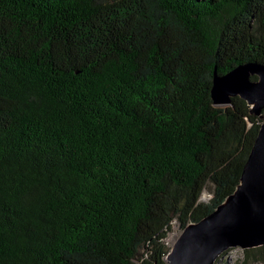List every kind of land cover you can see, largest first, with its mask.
Wrapping results in <instances>:
<instances>
[{
	"label": "trees",
	"instance_id": "1",
	"mask_svg": "<svg viewBox=\"0 0 264 264\" xmlns=\"http://www.w3.org/2000/svg\"><path fill=\"white\" fill-rule=\"evenodd\" d=\"M245 63L264 0H0V264H169L173 221L236 190L264 122L212 96Z\"/></svg>",
	"mask_w": 264,
	"mask_h": 264
},
{
	"label": "water",
	"instance_id": "2",
	"mask_svg": "<svg viewBox=\"0 0 264 264\" xmlns=\"http://www.w3.org/2000/svg\"><path fill=\"white\" fill-rule=\"evenodd\" d=\"M252 74L259 79L253 80ZM234 95L245 98L252 112L261 113L264 64H240L224 75L215 72L212 96L216 104H229ZM263 244L264 122L236 190L208 216L188 224L166 259L169 264H214L230 247L245 249Z\"/></svg>",
	"mask_w": 264,
	"mask_h": 264
},
{
	"label": "rangeland",
	"instance_id": "3",
	"mask_svg": "<svg viewBox=\"0 0 264 264\" xmlns=\"http://www.w3.org/2000/svg\"><path fill=\"white\" fill-rule=\"evenodd\" d=\"M211 197L212 193L208 186L206 189H204L200 199L202 201H209ZM184 231L185 228H183L179 221L175 219L172 223V228L165 239V242L167 243L170 250ZM245 254V250L241 247H230L226 249L220 256H218L214 264H264V261L260 259L246 262Z\"/></svg>",
	"mask_w": 264,
	"mask_h": 264
},
{
	"label": "bare ground",
	"instance_id": "4",
	"mask_svg": "<svg viewBox=\"0 0 264 264\" xmlns=\"http://www.w3.org/2000/svg\"><path fill=\"white\" fill-rule=\"evenodd\" d=\"M228 201H226L224 204L226 205ZM183 234V233H182Z\"/></svg>",
	"mask_w": 264,
	"mask_h": 264
}]
</instances>
